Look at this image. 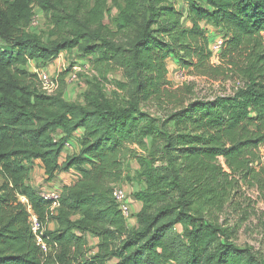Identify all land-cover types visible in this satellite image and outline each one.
Here are the masks:
<instances>
[{
    "label": "trees",
    "instance_id": "trees-1",
    "mask_svg": "<svg viewBox=\"0 0 264 264\" xmlns=\"http://www.w3.org/2000/svg\"><path fill=\"white\" fill-rule=\"evenodd\" d=\"M111 2L117 14L109 0H0V264H264L209 217L237 210L244 186L264 197V0ZM34 7L49 21L47 39L32 25ZM217 34L225 40L220 65L211 63ZM75 50L101 75L122 71L115 97L96 77L80 102L60 88L42 91L29 65L45 69ZM168 55L181 70L233 80V93L151 113L152 100L191 94L167 88ZM67 144L73 154L62 161ZM130 145L145 150L134 225L113 197ZM36 162L48 182L75 177L55 191L54 212L30 185ZM31 213L45 229L46 251Z\"/></svg>",
    "mask_w": 264,
    "mask_h": 264
},
{
    "label": "rangeland",
    "instance_id": "rangeland-1",
    "mask_svg": "<svg viewBox=\"0 0 264 264\" xmlns=\"http://www.w3.org/2000/svg\"><path fill=\"white\" fill-rule=\"evenodd\" d=\"M91 1L93 2L95 0ZM174 5L177 11L186 13L187 5L184 2L175 1ZM109 7H111L115 14L118 13L117 10L112 7L111 0H109ZM34 13L35 20L38 23L35 26V32L44 39H47L50 30L49 21L44 12L38 7H34ZM182 23L185 28L191 27L190 23L186 22L185 16L183 17ZM106 24H109V19L106 20ZM218 35L219 37L217 39L223 38L220 34H217V36ZM220 53L221 51L218 53L217 57L211 59L212 64H221ZM72 65L78 69L76 71H70V67ZM165 65L167 70V80L170 84L167 88L171 91H176L180 88H188L190 89L191 94L188 96L185 90H179L178 94H172V97L165 96L161 100L150 101L146 105L145 109L155 115L161 116L168 111L171 112L177 109L182 102L189 103V101L194 98H213L233 93L235 87L233 80H214L196 75L192 69L190 70L193 74H191V72L189 73L188 69L181 70V61H179L176 56L168 55ZM29 67L35 73L46 72L49 77L58 81V89H62L65 99L71 102L82 101V95L88 89L87 82L95 77L102 79V87L106 94L110 97H115L114 92L117 91V83L124 82L126 80L122 71L118 69H110L104 75H101L100 72L93 70L89 59H81L76 50L71 54H63L55 61V63L45 69H36L34 63H31ZM73 76L77 77L76 81H71ZM119 93L121 99H127L126 91H121ZM128 148L129 150L125 152L122 159L124 163L123 181L114 187L122 188L127 194L128 203L131 207V215L127 220L130 225V223L134 220V215L141 209L140 204L135 201L133 195L134 193L144 189V185H141L135 177H137L136 175L140 169L137 157L144 156L145 150L134 145H130ZM260 153V167H264V145L261 147ZM72 154L73 150L66 151L63 154L62 159L63 157L65 159L66 156ZM159 165L160 163L157 164V166ZM67 177L66 179H69ZM71 177H73V174ZM64 178L62 176V178L58 177L54 179L52 181V183H54V187L61 190L65 181ZM68 183H71V181L66 184ZM30 185L37 188L41 193L47 192L53 186L51 182L46 181L39 162H36L31 173ZM22 202L27 203L26 201ZM237 202V210L228 206L222 213H213L209 215V217L212 218V221L215 223L222 224L234 231L235 235L233 236V239L239 247H252L257 253L264 257V197L261 195V192L257 187L244 186L239 194ZM198 210V207L193 208L194 212H197ZM32 217L35 218L36 216L32 213Z\"/></svg>",
    "mask_w": 264,
    "mask_h": 264
},
{
    "label": "built area",
    "instance_id": "built-area-1",
    "mask_svg": "<svg viewBox=\"0 0 264 264\" xmlns=\"http://www.w3.org/2000/svg\"><path fill=\"white\" fill-rule=\"evenodd\" d=\"M38 23L34 19L32 25L36 26ZM225 45V40L224 38H219L216 39L215 43L211 47V52H212V59L218 56V53L222 51L223 47ZM78 68L74 67L72 71H76ZM39 75V83L40 87L43 92L51 95L54 94L59 87V83L56 80H53L51 77H49L48 73L46 72H41L38 73ZM77 77L73 76L71 81H76ZM66 149L73 150V147L70 144L66 145ZM44 200L48 201L51 203L50 210L54 212L59 206H60V196L58 192H45L40 194ZM113 197L118 204V207L120 211L122 212V215L128 220V218L131 215V207L129 206L128 199H127V194L122 188L114 187L113 189ZM22 201H25V199H22ZM32 214V213H31ZM32 217V216H31ZM31 224H32V229L33 232L37 235V240L40 245H42V248L46 251L47 248L45 244L43 243V235L45 233V229L42 228L41 224L37 220V218L31 219Z\"/></svg>",
    "mask_w": 264,
    "mask_h": 264
},
{
    "label": "crops",
    "instance_id": "crops-1",
    "mask_svg": "<svg viewBox=\"0 0 264 264\" xmlns=\"http://www.w3.org/2000/svg\"><path fill=\"white\" fill-rule=\"evenodd\" d=\"M66 158H67V156H66ZM65 158V159H66ZM65 159H64V157H63V159H62V161H65ZM44 173V172H43ZM62 176H63V178H64V183H63V186L67 183V182H69V181H71V183L73 182V181H75V177H71L72 175H69V174H67V173H62V174H59L58 176H57V178L58 177H60V178H62ZM68 176V177H67ZM66 177L67 178H69V179H66ZM71 178V179H70ZM51 184L53 185L48 191L49 192H55V191H60V189H58L57 187H54V183H52V181H51ZM68 184H70V183H68ZM135 224V220H133L132 221V223H130V225H134Z\"/></svg>",
    "mask_w": 264,
    "mask_h": 264
},
{
    "label": "clouds",
    "instance_id": "clouds-1",
    "mask_svg": "<svg viewBox=\"0 0 264 264\" xmlns=\"http://www.w3.org/2000/svg\"><path fill=\"white\" fill-rule=\"evenodd\" d=\"M49 192V191H48Z\"/></svg>",
    "mask_w": 264,
    "mask_h": 264
}]
</instances>
